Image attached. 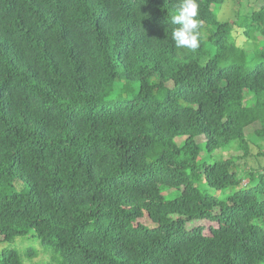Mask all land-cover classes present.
<instances>
[{
    "label": "trees",
    "instance_id": "trees-1",
    "mask_svg": "<svg viewBox=\"0 0 264 264\" xmlns=\"http://www.w3.org/2000/svg\"><path fill=\"white\" fill-rule=\"evenodd\" d=\"M224 1L189 50L178 0H0V264H264V0Z\"/></svg>",
    "mask_w": 264,
    "mask_h": 264
},
{
    "label": "rangeland",
    "instance_id": "rangeland-1",
    "mask_svg": "<svg viewBox=\"0 0 264 264\" xmlns=\"http://www.w3.org/2000/svg\"><path fill=\"white\" fill-rule=\"evenodd\" d=\"M237 0H225L222 4L220 5H213V11L214 13L216 14V17L219 19V20H232V19H238V16H237V11L239 10H244V11H249L250 7H253V8H257V6H259V2L256 0H239L240 2H236ZM260 1V0H259ZM240 38H243L242 35L239 36ZM240 38L236 39L237 42L240 41ZM245 47L246 49H249L251 48V43H246L245 44ZM255 127H258L257 124H254V125H251L249 127L246 128V132L247 133H251ZM251 139V151L252 153H256L260 150H264V141H259L257 140L255 137H250ZM227 149L223 150V151H220V152H215L213 155L214 158H217V156L219 155V153H226ZM239 153V152H238ZM240 163V161H239ZM259 164V166H258ZM258 167L257 169L261 170L262 172L264 171V169H262L264 167V156H258L256 157L255 159L254 158H249L247 160V163L244 165V168H249V167ZM242 167V165H240V168ZM245 181V180H244ZM243 181V182H244ZM15 186L17 188H22V184L20 181H16L15 183ZM210 192H212L211 189H209ZM196 225V224H200V222H191V223H188V228L192 227V225ZM203 225H205V227L209 225V222H203L202 223ZM207 227L205 229H207ZM18 240L20 241H23L22 243H18ZM35 240H32L31 238H18L16 240V243H15V246H17L18 244V247L19 248H23L26 247V246H29V245H34L35 244ZM5 246L4 243H0V248ZM39 258H34L33 260L31 261H28L27 264H35L36 262H38Z\"/></svg>",
    "mask_w": 264,
    "mask_h": 264
},
{
    "label": "clouds",
    "instance_id": "clouds-1",
    "mask_svg": "<svg viewBox=\"0 0 264 264\" xmlns=\"http://www.w3.org/2000/svg\"><path fill=\"white\" fill-rule=\"evenodd\" d=\"M197 0H178L169 14V22L175 25L172 29V40L177 49L195 50L198 46L200 21Z\"/></svg>",
    "mask_w": 264,
    "mask_h": 264
}]
</instances>
